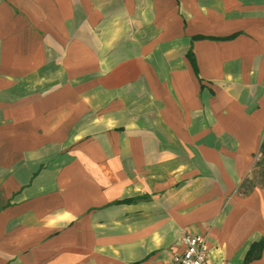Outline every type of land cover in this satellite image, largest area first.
<instances>
[{"label": "crops", "instance_id": "obj_1", "mask_svg": "<svg viewBox=\"0 0 264 264\" xmlns=\"http://www.w3.org/2000/svg\"><path fill=\"white\" fill-rule=\"evenodd\" d=\"M263 144L264 0H0V264H244Z\"/></svg>", "mask_w": 264, "mask_h": 264}, {"label": "built area", "instance_id": "obj_2", "mask_svg": "<svg viewBox=\"0 0 264 264\" xmlns=\"http://www.w3.org/2000/svg\"><path fill=\"white\" fill-rule=\"evenodd\" d=\"M185 249L181 254L174 256L179 264H228L227 262L212 263L209 261L206 237L201 234H188L183 238Z\"/></svg>", "mask_w": 264, "mask_h": 264}, {"label": "trees", "instance_id": "obj_3", "mask_svg": "<svg viewBox=\"0 0 264 264\" xmlns=\"http://www.w3.org/2000/svg\"><path fill=\"white\" fill-rule=\"evenodd\" d=\"M261 152H264V144L261 148ZM263 248L264 239L253 242L245 255L244 264H250L252 261L259 259Z\"/></svg>", "mask_w": 264, "mask_h": 264}, {"label": "rangeland", "instance_id": "obj_4", "mask_svg": "<svg viewBox=\"0 0 264 264\" xmlns=\"http://www.w3.org/2000/svg\"><path fill=\"white\" fill-rule=\"evenodd\" d=\"M261 160L259 161V163L261 164V166L263 167V164H264V156L263 157H260Z\"/></svg>", "mask_w": 264, "mask_h": 264}]
</instances>
